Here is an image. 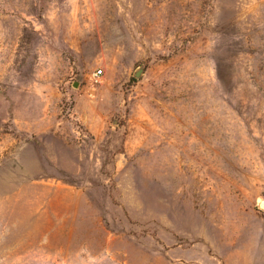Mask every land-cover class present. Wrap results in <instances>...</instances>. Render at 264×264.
Listing matches in <instances>:
<instances>
[{
    "label": "rangeland",
    "instance_id": "obj_1",
    "mask_svg": "<svg viewBox=\"0 0 264 264\" xmlns=\"http://www.w3.org/2000/svg\"><path fill=\"white\" fill-rule=\"evenodd\" d=\"M0 264H264V0H0Z\"/></svg>",
    "mask_w": 264,
    "mask_h": 264
},
{
    "label": "built area",
    "instance_id": "obj_2",
    "mask_svg": "<svg viewBox=\"0 0 264 264\" xmlns=\"http://www.w3.org/2000/svg\"><path fill=\"white\" fill-rule=\"evenodd\" d=\"M101 73L100 72H97L96 76H99Z\"/></svg>",
    "mask_w": 264,
    "mask_h": 264
}]
</instances>
